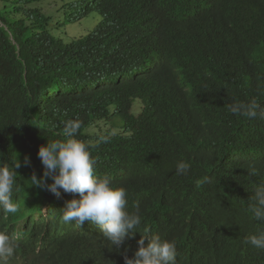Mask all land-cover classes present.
I'll list each match as a JSON object with an SVG mask.
<instances>
[{
    "label": "trees",
    "instance_id": "trees-1",
    "mask_svg": "<svg viewBox=\"0 0 264 264\" xmlns=\"http://www.w3.org/2000/svg\"><path fill=\"white\" fill-rule=\"evenodd\" d=\"M45 2L0 0V166L21 164L19 211L0 209V232L26 221L10 258L125 264L146 234L175 241L176 264H264V249L245 243L264 231L251 211L264 185V119L230 111L264 107V0H70L57 15L66 23L92 12L101 20L69 42ZM71 120L94 175L124 187L141 217L118 249L96 227L33 218L80 198L30 179L43 176L40 146L65 139ZM104 121L106 134L90 131ZM180 161L186 175L175 172Z\"/></svg>",
    "mask_w": 264,
    "mask_h": 264
},
{
    "label": "clouds",
    "instance_id": "clouds-1",
    "mask_svg": "<svg viewBox=\"0 0 264 264\" xmlns=\"http://www.w3.org/2000/svg\"><path fill=\"white\" fill-rule=\"evenodd\" d=\"M69 1L64 0L57 9L56 15H59V9ZM230 111L248 119L257 117L264 119V107L255 100L234 104L230 107ZM80 128L79 120L68 121L64 128L65 139L51 142L48 140L46 145L40 146L37 155L43 165V176L38 179L33 174L30 178L33 186L52 192L57 198L61 196L60 189L64 193L79 194L80 198L62 199L60 204H57L59 209L57 206L56 208L52 206V209L51 206H44L40 214L35 213L33 218H39L42 214L52 217L51 219L59 225L58 230H63L62 227L67 223L76 227L84 225L96 227L102 231L103 237L118 249L125 242L126 237L136 232L141 217L138 211H128V192L124 187L113 185L108 176L94 175L95 160L91 156L89 145L76 138ZM24 164L30 165L27 156ZM20 167L19 160L12 167L0 166V209L5 214H15L19 211L17 201L12 199V193L16 183L15 169ZM189 169L190 164L184 161L177 162L175 166L177 175H186ZM252 174L255 175L254 170ZM48 179L51 183L47 182ZM253 200L252 213L257 220H264V185L257 187ZM56 214H59L57 218ZM25 223L26 221L21 220L18 222L14 235L0 232V264L13 262L22 264L19 259L10 257L25 229ZM144 237L148 238L147 246ZM144 237L137 242L139 247L133 258L125 256V264H176L175 241L163 239L159 235L144 234ZM245 243L264 249V231L247 237ZM15 259L17 261H14ZM39 264H45V261Z\"/></svg>",
    "mask_w": 264,
    "mask_h": 264
},
{
    "label": "rangeland",
    "instance_id": "rangeland-1",
    "mask_svg": "<svg viewBox=\"0 0 264 264\" xmlns=\"http://www.w3.org/2000/svg\"><path fill=\"white\" fill-rule=\"evenodd\" d=\"M46 11L48 13L53 14L54 17H57L56 20H62L60 24H63L59 31L56 32V35L61 36L64 42L71 41L75 36L85 35L88 31L92 30L94 26L101 20V16L97 12H92L87 15L83 19H77L73 23H66V16L62 18L56 15L57 9L64 3V0H45ZM68 1V0H66ZM140 106H137V110H139ZM113 126L109 122H101L99 124L94 125L91 128L93 133L97 134H106L109 128Z\"/></svg>",
    "mask_w": 264,
    "mask_h": 264
}]
</instances>
